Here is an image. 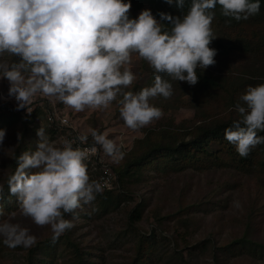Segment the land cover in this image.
<instances>
[{"label": "clouds", "instance_id": "obj_1", "mask_svg": "<svg viewBox=\"0 0 264 264\" xmlns=\"http://www.w3.org/2000/svg\"><path fill=\"white\" fill-rule=\"evenodd\" d=\"M186 2L188 11L182 17L160 12L157 19L151 9L131 18V0H0V56L18 58L11 64L0 60V79L9 81L8 96L17 101V110L29 112L37 94L76 112L108 110L116 102L125 125L140 130L164 115L150 101L170 98L171 81L194 86L200 79L197 70L203 73L216 64L217 50L210 44L216 39L212 23L217 6L223 16L241 21L260 13L262 0H166L182 12ZM134 56L154 70L152 86L138 92L128 90L137 80ZM233 107L239 118L225 129V139L246 157L264 144V136L258 135L264 132V83L248 86ZM88 133L93 139L90 148L74 146L87 142V133L61 138L57 146L40 127L35 150L17 157L8 180L21 214L36 225L50 226L53 242L73 227L65 214L92 203L105 190L88 171L87 160L96 146L114 162L125 156L107 131ZM5 136L6 130H0V146ZM0 242L28 248L36 237L27 227L5 219L0 220Z\"/></svg>", "mask_w": 264, "mask_h": 264}, {"label": "rangeland", "instance_id": "obj_2", "mask_svg": "<svg viewBox=\"0 0 264 264\" xmlns=\"http://www.w3.org/2000/svg\"><path fill=\"white\" fill-rule=\"evenodd\" d=\"M140 2V8H136L137 3L132 6L131 18H137L145 9H151L157 19L160 18V12L182 17L188 11L185 9L182 12L175 5L166 3V0ZM215 12L212 28L216 39L222 40L227 46L231 43L233 49L228 55L217 53L216 64L209 66L203 73L201 70V73L219 77L225 82L254 75L253 82H259L262 78L263 63L258 58H264L263 54L258 52L264 49V10L241 21L223 16L219 6ZM164 23L170 26L169 21ZM243 41L248 43L249 50L245 48ZM0 60L11 61L4 55ZM132 71L137 75V80L128 90L138 92L154 83V70L138 56L133 58ZM171 83L173 95L170 98L158 96L150 101L163 110L162 118L133 131L122 120L119 111L121 105L116 102L108 110L86 109L76 112L54 98L37 94L28 106L30 112L27 108L17 110V101L8 96L9 81L6 78L0 79V121L5 123L0 122V130H6L3 146H0V186L3 187V192L9 189L8 180L16 170L17 157L25 151L35 150L39 139L37 131L40 127H43L49 139L56 141L59 146L58 131L61 130L55 129L52 124L57 123L56 117H67L74 129L81 134L87 133V142L91 139L89 129H96L101 133L107 131L109 138L121 145L126 155L133 151L138 146L136 142L150 131L171 128L173 125L187 126L190 121L213 119L217 113L221 115V106H225L222 99L225 94L221 89L202 94L200 97L195 85L182 81ZM201 109L205 110L202 115L199 113ZM101 151L104 152L102 148ZM104 159L114 166L122 161L114 162L108 155H105ZM101 170L99 167L92 175L88 168L92 179ZM147 175L153 178L136 186L132 198L118 207L113 205L107 209L108 207L96 198L92 203L82 204L73 212L65 214V218L72 222L73 227L66 230L55 242L52 240L50 226L36 225L31 218L21 214L19 203H13L0 220L8 219L27 227L36 237V243L28 248H11L0 242V264H29L31 261L32 264H72L75 253L67 248L69 243L80 247L88 264H133L140 237L137 232H130L126 223L128 213L136 207L142 197L147 201L148 208L143 219L137 223L138 232L155 235L161 232L167 237L163 239L158 236L157 242L152 244L153 252L147 264H175L172 259H168L174 249L192 264H215L209 248L211 245L206 249L196 246L209 240L216 248L243 235L247 229L248 212L261 205L257 198V193H261L258 187L260 180L241 175L229 167L222 170L187 169L178 174L170 172L168 175L147 169ZM113 192L119 193L118 190ZM261 194L263 200L260 201L264 204V190ZM237 203L239 207L236 206ZM181 210L187 212L180 215L178 213ZM154 212L158 218L164 219L161 224L156 221ZM10 213H15V216H10ZM250 232L254 238L260 237V241H264V216L252 221ZM46 243H50L49 250L57 247L58 251L45 254L43 247L41 252L35 250L37 245ZM176 243H179L178 246ZM224 260L225 264H264L248 256H226Z\"/></svg>", "mask_w": 264, "mask_h": 264}, {"label": "trees", "instance_id": "obj_3", "mask_svg": "<svg viewBox=\"0 0 264 264\" xmlns=\"http://www.w3.org/2000/svg\"><path fill=\"white\" fill-rule=\"evenodd\" d=\"M135 3L138 4H135L136 8H140V0H136ZM188 7L189 3L186 2L184 10L188 9ZM262 10H264V0L261 2ZM243 42L245 48L249 50L248 43L246 41ZM230 44L228 43L227 46L222 40L214 39L210 47L216 49L220 55H228L233 49ZM262 47L264 48V46ZM258 52H261L264 56V49ZM3 55L9 57L11 60L8 62L9 64L18 61V58L14 55L9 53H4ZM258 59L263 63V66L261 68L262 78L257 83L253 82L255 80L253 78L254 75H249L248 78L242 76L233 81L225 82L219 77L203 75L201 69H198L197 74L200 76V79L195 88H197V94L200 97L202 94L215 92L219 89L225 94L222 96L225 106H221L220 110L222 111L219 113L221 115L217 113L212 117L213 119L190 121L187 126L178 125L177 127L173 125L171 128H160L148 132L143 139H139L136 142L138 146L135 145L136 148L126 154L117 166L111 165L112 170L117 176V182L113 190L97 195L96 198L101 200L102 205H106L107 209H109L110 206L114 205L118 207L122 202L130 200L136 186H140L153 178L147 175V169H151L162 175H168L170 172L178 174L187 169L209 170L215 168L222 170L229 167L235 169L241 175L258 178L260 180L258 184L259 192L262 193L264 190V144L257 145L248 156L241 157L236 151V147L225 139V129L232 125L233 120L239 118V114L234 110L233 106L237 103L241 94L245 93L247 87L250 85L256 86L264 83V58ZM204 112L205 110L201 109L199 113L202 115ZM1 124L5 123L1 122ZM258 135L264 136V132H258ZM114 190H118L119 193L113 192ZM261 193H257L258 202L261 205H257L248 212L246 217L247 229L243 235L235 238L230 243L216 248L212 246L209 240L196 246L197 248L206 249L208 245H211L209 248L213 254L215 264H225L224 257L226 256H233L235 258L248 256L253 260L264 263V241H260V237L254 238L250 232L252 221H256V219L264 216V204L260 201L263 200ZM13 203L17 204L18 199L7 189L3 192V199L0 200V209H2L3 215H5L9 207H12ZM147 208V201L142 197L136 207L128 213L127 228H129L130 232H137L140 237L139 248L137 249L133 264H147L153 252L152 244L157 242L158 236L163 239L167 238L161 232L159 235L138 232L137 223L143 219L144 214L147 213ZM182 212L186 213L187 211L181 210L178 214L181 215ZM153 214L156 221L161 224L164 219L158 218L156 212ZM185 222L187 223L188 221ZM53 244L55 245V243ZM177 244L179 243H176V246H178ZM42 247L45 254H50L51 252L54 254L58 251L57 247L49 250L51 248L50 243L37 245L35 250L41 252ZM67 248L73 250L75 253L72 264H88L86 263L85 255L77 244L69 243ZM174 250L168 255L169 260L172 259L175 264H192L181 253ZM29 264H32V261Z\"/></svg>", "mask_w": 264, "mask_h": 264}, {"label": "built area", "instance_id": "obj_4", "mask_svg": "<svg viewBox=\"0 0 264 264\" xmlns=\"http://www.w3.org/2000/svg\"><path fill=\"white\" fill-rule=\"evenodd\" d=\"M134 1L135 0H131L132 6L134 5ZM129 15L132 16V13L130 12ZM14 106L16 105L14 104ZM56 118H57V123H52L54 125L52 126L55 127V129L61 130V131H58L60 134L59 145H60L61 138L74 139L81 134L80 132H78L76 129L72 127L67 117H62V118L56 117ZM92 144H93V139L91 137L90 142L80 143L79 141H77V145H74V146H80L82 148H90ZM96 147H97V152L95 154H90V157L87 160L88 168L90 169L93 175V171H96L99 169V167H101L102 169L101 172L97 174L94 177V179L100 180L102 183L105 184L104 192L113 190L116 186L117 176L115 172L112 170L111 165L108 163V161L104 159L105 155L107 154L101 151V147L99 145H97Z\"/></svg>", "mask_w": 264, "mask_h": 264}]
</instances>
